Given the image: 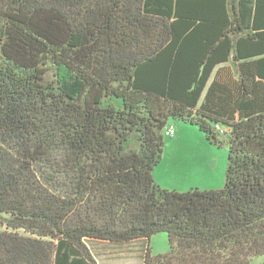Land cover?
<instances>
[{
    "label": "trees",
    "instance_id": "16d2710c",
    "mask_svg": "<svg viewBox=\"0 0 264 264\" xmlns=\"http://www.w3.org/2000/svg\"><path fill=\"white\" fill-rule=\"evenodd\" d=\"M174 121L228 148L224 187L155 180ZM0 218V264H98L90 240H145L144 264H253L264 0H0Z\"/></svg>",
    "mask_w": 264,
    "mask_h": 264
},
{
    "label": "rangeland",
    "instance_id": "374dc122",
    "mask_svg": "<svg viewBox=\"0 0 264 264\" xmlns=\"http://www.w3.org/2000/svg\"><path fill=\"white\" fill-rule=\"evenodd\" d=\"M174 125H184L187 129H183V141L180 146L187 150L189 157V164L185 166L186 173L179 174L177 177L170 176L169 173H164L166 180L163 187L177 190H188L193 188H208L213 189L222 188L225 186L226 171L228 166L229 151L227 147H218L210 144L205 137V134L196 125L186 124L184 122L174 121ZM180 130V129H178ZM174 135L171 138H176ZM169 136L166 137L164 147V159L157 165L161 172H165L167 167L165 163L167 157H171L172 140ZM206 159L208 169L200 173L196 161L199 159ZM197 173V174H195ZM156 178V177H155ZM157 180V179H156ZM188 181H193L194 185H187ZM188 186V187H186ZM188 188V189H184ZM4 220L0 218V229H6ZM91 245L98 264H144L143 254L145 247V240H137L123 243H113L100 240L88 241ZM149 244L153 255L165 254L169 252L171 243L167 232H159L154 234ZM253 264H264V254L257 256L253 259Z\"/></svg>",
    "mask_w": 264,
    "mask_h": 264
},
{
    "label": "crops",
    "instance_id": "0c3cea01",
    "mask_svg": "<svg viewBox=\"0 0 264 264\" xmlns=\"http://www.w3.org/2000/svg\"><path fill=\"white\" fill-rule=\"evenodd\" d=\"M180 129V130H178ZM183 129H187V127H185L184 125L179 126V128L177 127V136L176 138H171L170 140H172L170 142V144L173 146L172 150H171V157H167V161L165 163V166L167 167V169L165 170V172H161V169L157 167L161 164H159L158 166H156L154 168L153 171V176L155 178V180L162 184L165 185L164 180H166V176L164 173H169L170 176H174L177 177L179 174H183L186 173V169L185 166L189 164V157L187 156V150L184 149V147L180 146L181 141H183ZM164 159V156H163ZM196 164L198 165V170L196 172L200 173L204 170H207L208 164H207V160L206 159H199L198 161H196ZM197 174V173H195ZM187 185H194L193 181H188ZM186 186V187H188ZM211 187L208 188H203V189H210ZM184 189H188V188H184ZM185 191V190H184Z\"/></svg>",
    "mask_w": 264,
    "mask_h": 264
},
{
    "label": "built area",
    "instance_id": "2783aa9c",
    "mask_svg": "<svg viewBox=\"0 0 264 264\" xmlns=\"http://www.w3.org/2000/svg\"><path fill=\"white\" fill-rule=\"evenodd\" d=\"M176 134H177L176 127L174 125L168 126V128L166 129V135L169 137H173Z\"/></svg>",
    "mask_w": 264,
    "mask_h": 264
},
{
    "label": "water",
    "instance_id": "95a60500",
    "mask_svg": "<svg viewBox=\"0 0 264 264\" xmlns=\"http://www.w3.org/2000/svg\"><path fill=\"white\" fill-rule=\"evenodd\" d=\"M194 189V188H193Z\"/></svg>",
    "mask_w": 264,
    "mask_h": 264
}]
</instances>
